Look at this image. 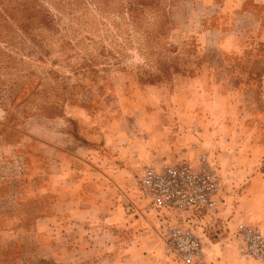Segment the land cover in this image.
Here are the masks:
<instances>
[{
  "label": "rangeland",
  "instance_id": "374dc122",
  "mask_svg": "<svg viewBox=\"0 0 264 264\" xmlns=\"http://www.w3.org/2000/svg\"><path fill=\"white\" fill-rule=\"evenodd\" d=\"M198 155L241 213L264 199V0H0V264H96L141 228L162 244L179 213L140 176Z\"/></svg>",
  "mask_w": 264,
  "mask_h": 264
},
{
  "label": "built area",
  "instance_id": "2783aa9c",
  "mask_svg": "<svg viewBox=\"0 0 264 264\" xmlns=\"http://www.w3.org/2000/svg\"><path fill=\"white\" fill-rule=\"evenodd\" d=\"M142 195L151 207L179 213L177 222L159 227L163 249L182 264H198L202 254V237L187 224L183 214L204 212L211 217L219 213L220 182L213 176L207 158L196 157V166L187 161L164 166L162 170L146 168L139 179ZM127 211L131 209L128 207ZM181 214V215H180ZM238 246L248 260L264 264V234L257 227L236 225Z\"/></svg>",
  "mask_w": 264,
  "mask_h": 264
},
{
  "label": "crops",
  "instance_id": "0c3cea01",
  "mask_svg": "<svg viewBox=\"0 0 264 264\" xmlns=\"http://www.w3.org/2000/svg\"><path fill=\"white\" fill-rule=\"evenodd\" d=\"M49 145L52 148L56 147L53 140H51ZM223 158L224 154L220 153L217 155L220 167L225 164ZM100 177L104 178L105 175L103 176L101 174ZM219 199V213L215 223L207 226L204 230H198L201 236L204 235V239L202 238L203 250L198 264H259L248 260L241 252L238 246L239 239L236 234V225L238 223H244L247 226H255L264 234V199H262L263 202L261 201L259 203L257 200L253 201L247 198L246 206L248 207V202L251 203V206L249 213L246 215L241 213L244 207L241 200H239L238 204L234 205L231 202L232 198L226 195L223 197L222 193L219 195ZM87 204L97 205L98 202L91 201L87 202ZM115 207L116 206H113V211L112 209H109V212L105 211L108 215L107 220L114 225L126 222L128 217L125 218L119 207ZM86 215L85 213L84 216ZM128 219H130V217ZM142 229L143 228L136 229V233L134 232L132 234L131 232L126 240L121 243L119 241L118 243H120V246L122 245L121 248L116 246L114 242L115 237L113 234L116 232H111L110 235L113 236V239L110 242V247L106 248L110 251L109 256H103L101 259H97L96 264H99V262H101V264H107V260H109L110 264H128L129 260L134 258V256L131 257L133 254H137L139 258L142 257L141 260L146 261L145 264H166V262L160 259V255L163 253L162 244L157 242L149 230ZM130 257L131 259H129Z\"/></svg>",
  "mask_w": 264,
  "mask_h": 264
}]
</instances>
